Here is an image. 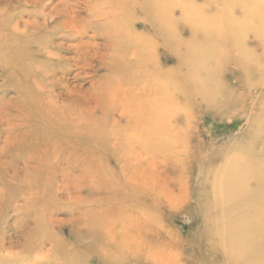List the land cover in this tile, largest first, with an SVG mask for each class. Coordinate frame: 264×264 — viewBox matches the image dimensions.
Returning <instances> with one entry per match:
<instances>
[{
    "label": "rangeland",
    "instance_id": "1",
    "mask_svg": "<svg viewBox=\"0 0 264 264\" xmlns=\"http://www.w3.org/2000/svg\"><path fill=\"white\" fill-rule=\"evenodd\" d=\"M63 1L64 0H0V239H4L6 237L11 238L12 241L7 239L8 242H10V246H12V244L15 246L23 244L24 237L27 235L29 236L28 233L30 229L34 228L37 225L39 219L41 220V218L43 219L44 217L49 218L50 214V217H57L58 219H61V224L54 227L53 236L50 234L49 230L43 231V233L41 232V237L37 236L38 238L46 240L45 248L46 250H48V252L45 251L43 254H48L51 256L53 254L52 241L56 242L60 240L61 246H58L57 243L53 244L57 245V248H59L58 254L60 257L58 256V254L56 256L59 259L62 258V264H68V261L71 262L69 258L72 257L74 258L72 261L75 263H77L79 259L80 264L81 262L82 264H98V259L101 258L100 256L102 255L103 251L106 250L105 241L102 238L96 239L88 235L86 233L87 231H85V228L81 227L79 230V221L75 223L74 226L71 223L74 221L76 222V220L80 219L81 217V219L92 217L95 218V216L97 215H89L88 212L90 208L97 209L96 211H98L102 207H107L109 210L107 221L110 222V225L114 221V223L111 225L113 233L116 227L117 229L118 227H120L119 223H121L122 225L119 230L123 229V227H126L127 229L129 228V230L131 227L133 229L129 231L125 228L123 237L124 239L126 237V243H129V247H127H131V251L129 252L128 249L126 251V258L120 259L119 261H117V263L113 262V264H208L207 257L210 253L208 254L207 251L211 245L216 249L217 253L210 258H217L218 261L216 264H223L221 260L223 254V246L221 245V236L218 234V229H220V227H217L214 220L217 219L218 216L220 217L222 214L221 211H219L218 213L215 212V214L214 212L213 214H209V204L214 203H210L213 200L212 193L210 192H212L213 189L214 178L219 175V173H216V168L221 166L222 163L224 165L227 164L228 161V164L231 163V167L235 170L245 171V173L242 172L243 179L247 177L246 179L249 181H245L246 184H239L237 187H235L238 189V192L241 190H243V192L245 193L251 191L254 192V197H256V195L261 196L264 191V178L262 183H259L257 186L255 185L254 187H251L252 174H255V172L259 170L262 173V177L264 175V117L258 119L254 123L255 126L249 125L247 123V119L249 117L256 118L257 116L264 114V52L260 53L259 48H257V53L259 56L257 59L258 70H252V72L250 73L248 72V70L245 71L243 70V68L239 66L237 67V64L235 63V60L233 58L236 55L235 53H237V51L234 49L232 43L233 41L231 39L232 37H227V35L226 37L224 36L225 33H227L225 29H221V26L224 23V19L223 16L218 12V18H216V33H218V36L220 35L225 38L224 41L220 40L217 45L218 48L222 47V53H224L225 55L223 59H219L216 63L217 73H215L214 76H217V80L215 78L214 79L218 87H220L221 89V91L219 92L222 93V96L224 97V101L217 105L220 112L217 115V112H215L214 114L213 111H208V109H206L202 104L201 97L192 95L189 97V100H185V97H183V95L177 94V96L179 97H176L178 98L177 103H190V105H186L189 109V111L186 113V119H184L183 117H179V115H183L180 112L179 115H177L179 118L176 116L177 123L175 124V127H178L179 130L182 128V132H184V134L179 132V135L176 138L178 139V144L174 148L175 153L170 157V159L162 153V155H160V152H158V150L156 151L152 146H150V148L148 149L146 147L148 144L146 145V143L143 142L145 154L141 153L143 161L142 163L140 162V164H142V167H145V173H149L148 176H150L149 178H151L149 179L151 180V184L141 181L142 186L144 187L140 188V192L134 191L130 186L124 187L126 185H129L126 184V181L128 182L130 172H128L126 176H123L121 173L120 164L117 163L113 156L110 157L108 155L111 153L107 152L108 154H103V152H100L98 150H95V152H93L97 156L90 152L86 153V151L83 150L82 147H87L89 146L88 144H83V142H81L83 144L81 145V143L79 142L77 143L74 141H69V139H66V136L63 133L65 131H57V129H55L57 119L55 120V122H43L44 120L41 119V117L45 114L44 112L40 113L43 108L41 109V106H38L41 103L38 86L41 87L48 81L50 82L52 80V77L54 78L55 76H57V78L61 80L54 88L56 92L55 94L64 93L66 95L69 94L68 96L70 97L75 96L76 94H81L85 96V99L83 101H88L89 103H92V101L97 98L96 95L98 90L100 91L101 87L103 88L109 82L123 80L125 84L123 88H125L131 82V80H133L132 74L121 70L111 73L107 68L109 62L108 54L112 52H107L105 45H108L110 43L108 41L110 39V36L107 32L108 29L103 28L104 26L102 25V22L98 19V22L100 21L98 23L97 19L94 17L98 14L99 8L101 6L100 4L102 3H96L97 0H92L95 4L94 8L97 9H95V11L92 10L91 12L86 6L87 0H67L66 5L68 7L62 4L59 8L60 14H57L56 10L53 14V8L57 6L56 4H59L60 2L62 3ZM216 6H218L219 8L221 7V5L219 4H216ZM66 10H69L68 12L74 16L70 17V15L69 17H67L68 14H65ZM49 12H52L53 16L48 15ZM33 23L35 26L33 25ZM62 24L65 25V27H61ZM31 26L35 27H32V31ZM6 28L9 29L7 30ZM10 29L13 31H11ZM73 29H75L76 31ZM137 29L139 31L142 30V26H137ZM42 31L44 32L42 33ZM14 32H17V34ZM106 33L109 37H106ZM223 37L221 39H223ZM12 38H14L15 40H13ZM87 43L89 44L87 45ZM59 44H63L64 47L61 49L59 47ZM223 44L224 46H226V49H224L225 47L223 46ZM228 45H231V47H228ZM53 46H57V49L54 50ZM51 49L54 50V58L48 56L47 54L48 51L51 52ZM259 53L262 56H260ZM160 54L161 62L165 66H173L175 64L174 59L170 58L169 56L168 58H165L167 56L164 52V49L160 50ZM11 62L14 65H12ZM12 70H14L15 72L17 70V72L15 73ZM182 72H184V70H182ZM179 74L180 72L178 71V75H176L177 77L176 79H174V82L181 81V79L179 81L177 80V78H181V74ZM241 74L243 75L241 76ZM227 75H229L230 78ZM248 76H251V78ZM235 82L238 84H236ZM102 84H104V86ZM225 85L226 88L224 87ZM181 86L183 87V85ZM108 87H110V85H108ZM233 87H236L234 89L235 91H233ZM65 88L68 91H64ZM223 88L225 89L222 90ZM113 89L117 91L114 86ZM187 90L191 92L190 89ZM241 94L243 97L241 96ZM34 97L37 98V100ZM33 104L35 106H33ZM87 104L83 103L82 105L69 106L75 109H88L94 107V105ZM248 105L251 106L249 107ZM183 106L186 107L185 105ZM119 107L123 106L119 105ZM186 111L187 110H185V112ZM29 115L33 116V118L29 119L27 117ZM36 128H38V130H36ZM256 128L258 130H256ZM249 138L251 141L249 140ZM185 139L188 141V143H186L187 141ZM45 141H48V143H45ZM247 141H249V143ZM50 142H52V144H50ZM258 143L260 144V146ZM53 144L55 146H53ZM44 146L47 147L48 150L45 151ZM76 146L80 147L79 151L76 149ZM138 146L140 148V145ZM186 151L188 152V154L186 153ZM152 153L156 154L154 155ZM227 155L228 157H226ZM162 156L166 158L164 159V157ZM234 157L236 158L235 160H233ZM36 159H38V161H36ZM154 159L156 161H160L156 162L154 161ZM241 159L244 160V163H242L243 161ZM107 161H109V163ZM44 162H47L46 165L44 164ZM254 162H258V165ZM150 163L154 164L148 165ZM245 163H249L250 165H242ZM216 164L218 165V167ZM31 166L33 167V169ZM88 166H90V169H88ZM209 167L212 168H210L209 170ZM227 167L228 165L224 166L223 168L226 169ZM47 168L49 171L53 172H49ZM84 168L86 171L84 170ZM34 169L35 171H33ZM40 169H42L44 173ZM215 169L216 171H214ZM158 170L160 172H158ZM208 170L212 172H208ZM46 171L47 173H45ZM85 172H87L88 174L90 173V176ZM183 174L186 176L185 178H183ZM191 174L192 177L190 176ZM44 175L47 176L45 177ZM82 176H84L86 180H89H87L88 184H90V182L92 181V185H95L96 188H98L97 191H94L95 189H92L85 190L84 192L80 193V190L76 189L74 183H76V186H82L83 188H85L88 185L87 183L82 184L78 182V180L82 178ZM92 176L96 180L94 178L92 179ZM103 176L105 177L104 181ZM186 178L188 182L186 181ZM162 180L163 183H161ZM32 181L34 184L32 183ZM185 181L187 182V184L184 183ZM158 182L161 186L158 184ZM28 183L31 185L32 189L30 188V185ZM66 185H70V188ZM42 186H44L45 188ZM146 186L149 187L150 190H145L144 188ZM58 187L59 194L57 198L56 191ZM151 187H153V189ZM181 187H183L185 190L182 191ZM52 188H54L55 190H52ZM232 189H229L228 195H230ZM70 192L72 193L73 197L69 196ZM166 192H170V194L168 193V196H164ZM22 195L25 197V199ZM21 196L23 198H21ZM34 196L36 197V199L34 198ZM76 196H80L82 198L80 199L79 197L76 199ZM104 196L105 198H103ZM43 198L46 201H43ZM56 198L58 199V201ZM32 201L34 203L36 201V204H33ZM155 201L158 202L155 203ZM169 201L171 202V204H169ZM40 202H42L43 205L39 204ZM27 204L30 207H28ZM91 204L94 206H92ZM76 206H79L78 209ZM159 206H161V208ZM229 207L230 210L239 209L234 206V204L230 205ZM55 208L56 210H54ZM101 210L100 212H102ZM84 211H86V214ZM111 211L113 214H111ZM43 212H47L46 216H44L45 214H43ZM235 217L236 216H234V218ZM160 218L161 220H159ZM115 220L119 223L115 222ZM62 221L64 223H62ZM132 225L134 226V228ZM117 229H115L114 233L116 236L112 234L115 237L114 241L116 243H118L121 239V235L118 234L117 231L119 230ZM44 234L45 236H43ZM46 236L48 237V239ZM36 242L38 241L35 239V244H33V247L36 245ZM63 243L64 245H62ZM89 245H91L92 248L91 246L89 247ZM94 245L95 247L93 248ZM138 247L141 252L140 250L134 251ZM112 248L113 251H116L114 250V247ZM112 248H110L111 251ZM68 249L72 251V254L69 255V258L67 260V255L65 254L69 253ZM160 249L166 250H164L162 253ZM22 250L23 247L21 245L17 246V248L13 251L17 253ZM113 251L112 255L115 254V252ZM168 252L170 253V255L168 254ZM173 252L174 254H172ZM153 254L154 256H156L155 258L152 257ZM176 254L177 257L175 256ZM91 255L93 256V258L90 257ZM172 255L175 257H173ZM84 256L88 257H85V259L87 260L84 259ZM89 258H91V260H88ZM152 258L155 261H153ZM19 261L20 260L15 259V261L13 262L5 261L0 264L30 263L29 261L26 263ZM86 261H89V263Z\"/></svg>",
    "mask_w": 264,
    "mask_h": 264
},
{
    "label": "bare ground",
    "instance_id": "2",
    "mask_svg": "<svg viewBox=\"0 0 264 264\" xmlns=\"http://www.w3.org/2000/svg\"><path fill=\"white\" fill-rule=\"evenodd\" d=\"M93 1L87 0V2H86V6L88 7V9L91 12H92V10L95 11V9H97V8H94L95 4L93 3ZM96 3H102V4H100L101 6L99 8L98 14L94 17L97 19V22H98V19L102 22V25L104 26V27L102 26L103 28L108 29V31L107 30L106 31L109 33V36H110V39L108 40L110 43L108 42L109 44L105 45L107 52H112V53L108 54L109 62H108L107 68L109 69V71L111 73H114L118 70H121V71L127 72L129 74H132L133 80H131V82L129 84L127 83L128 86L125 88H123V86L125 85L123 80L122 81L117 80L115 82H109L105 86H104V84H102L104 87L103 88L101 87L102 91L98 90L97 95H96L97 98L92 101V103H93L92 104L91 102L89 103L88 101L87 102L83 101L85 99V96L81 95V94H76L75 96H71V97L68 96L69 94L66 95L64 93L55 94L56 92H55L54 88L58 85V83L61 80H59V78H57V76H55L54 78L52 77V80L50 82L48 81L49 83L47 82L44 85L41 84L42 88L37 85L38 86V92H40V100H41V103L38 106L39 107L41 106V109L43 108V110H41L40 113L44 112V114H45L41 117V119L44 120L43 122H47V121H51V122L54 121L55 122V120L57 119V121H56L57 124L55 123L56 124L55 129H57V131H60V130L65 131L63 133L65 134L66 139H69V141H72V142L74 141L77 143L83 142V144H88L89 146H87V147L81 146L83 148V150L86 151V153H89V152L93 153V152H95V150L103 152V154L104 153H106V154L111 153L108 155L110 157L113 156L115 158V160L117 161V163L120 164V169H121L122 175L126 176L128 174V172H130V176L128 179V182H130V183H128L126 181V184H129V185H126L124 187L130 186V187H132V189L134 191L140 192L139 191L140 188L144 187V186H142L141 181L151 184L150 183L151 180H149L151 178H149L150 176H148L149 173L146 174L145 173L146 172L145 167H142V164H140V162L142 163V161H143L141 153H144V150H145V148L143 147V142L146 143V145L147 144L149 145V146L148 145L146 146L148 149L150 148V146H152L153 148H155L156 151L158 150V152H160V155L164 154L166 157H168L170 159V157L175 153L174 148L178 144V139H176V138L179 135V132L184 134V132H182V128L179 130L178 127H175V124L177 123L176 116L179 115V112H180L183 115H181V116L179 115V117H183L184 119H186L187 118L186 113L189 111V109L186 105H190V103H188V104H186V103L181 104V102H180V104L177 103V99L179 98L177 96V94L183 95V97H185V100L186 99L189 100V97L192 95L197 96V97H201L202 104L205 106L206 109H208V111H211V112L213 111L214 114H215V112H217V115L220 112L217 105H219L220 103H222L224 101V97L222 96V93L219 92V91H221V89H220V87H218V85L215 82V79L217 78V76L216 77H214V76H215V73H217L216 63L218 62L219 59H223V57L225 55L224 53H222V49H221L222 47L218 48L217 45H218V42H220V40L224 41L225 38L223 36H220V35L218 36V33H216V31H217V25H216L217 19L216 18H218V12H219V14H221L223 16V19H224V23L221 26L222 27L221 29H225L227 32V33H225L224 36L226 37V35H227V37L228 36L232 37V38L231 37L230 38L233 41L232 43H233L234 49L237 51V53H235L236 55L233 57L235 60V63L237 64V67L239 66V67L243 68V70H245V71L248 70V72H250V73L252 72V70H255V69L258 70L257 59L259 56L257 53V48H259L260 53L264 52V40H263L264 39V15H263L264 0H201V1H199V0H102V2H101V0H97ZM62 4L66 5L67 0H64L62 3L60 2L59 4H56L57 6L53 8V14H54L55 10H56L57 14L60 12L59 8L61 7ZM216 4L221 5V7L219 8L218 6H216ZM68 11L69 10H66V12H65V14H68L67 17H69L70 15H71L70 17L74 16V15L70 14ZM53 14H52V12L48 13V15H50V16H53ZM49 21H50V19H49ZM92 24H94V23H92ZM33 25H34V23H33ZM139 25L142 26V30H140V31L137 29V26H139ZM29 27H30V25H29ZM32 27L33 26H31V31H32ZM61 27H65V25L62 24ZM33 28H35V27H33ZM73 30H75V29H73ZM11 31H13V30H11ZM43 32L44 31H42V33ZM0 33H1V31H0ZM14 33L17 34V32H14ZM215 34H216V36H215ZM20 35H22V34H20ZM105 35H106V37H109L107 33ZM22 36H24V35H22ZM222 37H223V39H221ZM12 39L15 40L14 38H12ZM226 40H227V38H226ZM226 40H225V42H226ZM88 44L89 43H87V45ZM0 46H1V43H0ZM223 46H224V44H223ZM229 46L231 47V45H228V47ZM53 47H54V50L57 49V46H53ZM59 47L62 49L64 46H63V44H59ZM224 47H225L224 49H226V46H224ZM161 49H164V52L166 53L167 57H165V58H168V56H169L170 58L175 60V64L173 66H169V65L165 66L161 62V54H160ZM54 50L51 49V52L48 51V53H47L48 56L54 58V52H53ZM260 56H262V55L260 54ZM11 64L14 65L12 62H11ZM4 66H5V64H4ZM182 70H184V72H182ZM12 71H14V70H12ZM178 71L181 74V75L179 74L181 76V78L179 77V79L177 78V80L179 81L181 79V81L180 82H174L175 81L174 79H176V77H177L176 75H178ZM16 72H17V70H16ZM234 72H235V69H234ZM237 73H238V71H237ZM242 75L243 74H241V76ZM247 75H248V73H247ZM9 76H10V74H9ZM227 76H229V75H227ZM245 76H246V74H245ZM259 76H261V75H259ZM218 77H220V76H218ZM248 77L251 78V76H248ZM229 78H230V76H229ZM250 78H249V80H250ZM238 82H240V81H238ZM223 84H225V83H223ZM236 84H238V83H236ZM108 85H110V87H108ZM181 85H183L184 88ZM113 86L115 89H117V91H115L113 89ZM224 87L226 88V85ZM225 88H223L222 90H224ZM235 88L233 87V91H235L234 90ZM58 89H59V87H58ZM187 89H190L191 92L188 91ZM239 89H242V88H239ZM64 91H68V90H66V88H65ZM255 91H257V90H255ZM32 93H33V91H32ZM241 96H242V94H241ZM176 97H178V98H176ZM32 98H33V96H32ZM35 99L37 100V98H35ZM36 100H35V102H36ZM83 103H86V104L88 103L87 105H94V107L88 108V109H80V108L75 109V108L69 106V105H82ZM119 103H121V104H119ZM237 103H235V104H237ZM247 103H248V100H247ZM255 104H256V102H255ZM119 105H122L123 107H119ZM176 105H181V106H176ZM183 105H185L186 107H184ZM33 106H35V105L33 104ZM248 106H247V108H248ZM236 107H239V106H236ZM36 110H37V107H36ZM185 110H187V111L185 112ZM242 113H243V111H242ZM199 114H201V113H199ZM223 114H226V113H223ZM27 117L29 119L33 118V116H31V115H29ZM261 117H264V114L257 116L256 118L249 117L247 119V123L249 125H254V123L258 119H260ZM219 118H221V117H219ZM245 125H246V123H245ZM192 128H194V127H192ZM36 130H38V128H36ZM250 130H251V128H250ZM254 130H255V127H254ZM256 130H258V129L256 128ZM22 136H23V133H22ZM191 136H193V135H191ZM191 136H190V138H191ZM252 136H254V135H252ZM20 140H21V138H20ZM249 140H250V138H249ZM247 142L249 143V141H247ZM45 143H48V141H45ZM186 143H188V141ZM50 144H52V142H50ZM83 144L81 143V145H83ZM138 145H140V148ZM45 146H44V148L46 151V150H48V148ZM53 146H55V145L53 144ZM259 146H260V144H259ZM37 147H38V145H37ZM178 147H179V145H178ZM59 149H60V147H59ZM76 149L79 151L80 147L76 146ZM56 152H57V147H56ZM55 153H53V154H55ZM186 153L188 154L187 151H186ZM191 153H192V151H191ZM74 154H75V152H74ZM152 154H154V153H152ZM94 155L97 156L96 154H94ZM177 155H179V154H177ZM162 157H164V156H162ZM166 157H164V159ZM226 157H228V155ZM235 157L233 158V160H235L237 158V157L236 158ZM52 158H54V157H52ZM183 158H182V160H183ZM190 159H192V158H190ZM105 160H106V156H105ZM161 160H163V159H161ZM36 161H38V159H36ZM154 161H156V160L154 159ZM159 161H156V162H159ZM242 161H243L242 163H244V160H242ZM39 162H40V160H39ZM75 162H77V161H75ZM107 162L109 163V161H107ZM225 162H226V160H225ZM228 162L225 165L222 163V165L219 167L216 164L218 167V168H216L217 169L216 173L217 174L219 173V175L218 176L215 175L216 177L214 176L215 178L213 181V189H212V192H210V193H212L213 200L211 202L209 201L210 203H212V202H214V203L209 204V207H208V210H210L209 214H211V213L213 214V212L215 214V212L218 213L219 211H221V214H222L220 217L218 216L217 219H214L217 227L218 228L220 227V229H218L219 230L218 234L221 236V245L223 246V249H222L223 254H222V259H221L222 263L223 264H264V191L261 194V196L256 195V197H254V192H251V191L248 193L243 192V190L238 192V189L235 187H237L239 184H246L245 181H247V182H249V181L246 179L247 177L245 179H243L242 172L245 173V171L235 170L234 168L231 167V163L228 164ZM258 162H256V163L254 162V163L257 164ZM46 163L44 162L45 165H46ZM49 163H50V161H49ZM91 164H92V162H91ZM153 164L150 163L148 165H153ZM245 164H242V165H244V166L250 165L249 163H248L249 165L247 163H245ZM41 165H42V163H41ZM226 165H228V167L226 169H224L223 167ZM109 166H110V164H109ZM88 167H89L88 169H90V166H88ZM250 167H252V166H250ZM45 168H46V166H45ZM186 168H187V166H186ZM204 168H205V166H204ZM210 168H212V167H209V170H210ZM32 169H33V167H32ZM80 169H82V168H80ZM158 169H159V167H158ZM216 169L214 171H216ZM40 170H42V169H40ZM47 170H48V168H47ZM84 170H85V168H84ZM209 170H208V172H212ZM33 171H35V169ZM93 171H95V170H93ZM96 171H97V169H96ZM42 172H43V170H42ZM42 172H40V173H42ZM49 172H51V171H49ZM158 172H160V171L158 170ZM203 172H204V170H203ZM45 173H47V171ZM85 173H87V172H85ZM261 174L262 173L259 170H257L255 172V174H252V176H251V179H252L251 187H254L255 185L257 186L259 183H262L264 175L262 177ZM49 175H50V173H49ZM91 175H92V173H91ZM89 176H88V178H89ZM190 176L192 177V174ZM83 177L84 176H82V178H80L78 180V182L82 183V184H84V183L86 184L88 179L86 180V178L85 177L83 178ZM181 177H183V176H181ZM185 177L186 176L184 175L183 178H185ZM55 178H56V176H55ZM93 178L94 177L92 176V179ZM104 178L105 177L103 176V181H104ZM114 178H115V176H114ZM75 179H76V177H75ZM120 179H122V178H120ZM186 181H187V178H186ZM186 181L184 183L187 184L188 181L187 182ZM241 181H243V182H241ZM140 182H141V184H140ZM236 182H238V183H236ZM32 183H33V181H32ZM64 183H65V181H64ZM161 183H163V180ZM68 184H69V181H68ZM74 184H75L76 189L80 190V193L84 192L85 190H92V189L94 190L95 189L94 191H97V189H98V188H96L95 185L94 186L92 185V181L90 182L91 185L87 183L88 185L85 188H83L82 186L81 187L76 186V183H74ZM121 184H122V182H121ZM158 184H159V182H158ZM66 186H68L70 188V185H66ZM119 186H121V185H119ZM154 186H156V185H154ZM183 186H184V184H183ZM262 186H263V184H262ZM42 187H44V186H42ZM30 188H31V185H30ZM44 188H42V189H44ZM151 188L153 189V187H151ZM53 189L54 188H52V190ZM144 189L150 190V188L147 186ZM161 189H162V187H161ZM181 189H182V191L185 190L183 187H181ZM186 189H187V187H186ZM229 189H232V191L230 192V195H228ZM170 192H171V190H170ZM170 192H168V193L170 194ZM168 193L166 192V194L164 196H166V195L168 196ZM58 194H59V187L56 191V195H57L56 197L57 198H58ZM69 194H70L69 195L70 197H73L71 192ZM182 195H183V193H182ZM22 196H21V198L24 197V196L23 197ZM79 197L76 196L75 198L77 199ZM34 198L36 199L35 196H34ZM81 198L82 197H80V199ZM97 198H99V197H97ZM103 198H105V196ZM168 198H170V197H168ZM24 199H25V197H24ZM80 199H78V200H80ZM44 200L45 199L43 198V201ZM188 200H189V198H188ZM57 201H58V199H57ZM88 201H90V200H88ZM42 202H40L39 204L43 205ZM157 202L158 201H155V203H157ZM179 202H182V201H179ZM146 203H148V202H146ZM33 204H36V201H35V203L33 202ZM77 204H75V205H77ZM169 204H171V202ZM232 204H234V206H236L239 209H231L230 210L229 206ZM37 206H38V204H37ZM55 206H56V204H55ZM92 206H94V205H92ZM102 206H103V204H102ZM28 207H30V206L28 205ZM52 207H54V206H52ZM78 207H77V209H78ZM159 207L161 208V206H159ZM56 208H58V207H56ZM56 208L54 210H56ZM74 208H75V206H74ZM154 208H156V207H154ZM86 209H88V208H86ZM101 209L96 211L97 209H91L90 208L88 213L91 216L97 215V216H95V218L92 217V218H87V219H81L82 218L81 217L80 219L76 220V222L74 221L71 224L74 226V224L79 221L78 222L80 225L79 230L81 227L85 228V231H87L86 233L88 235H90L96 239L102 238L105 241L106 250L103 251L102 255L100 256L101 258L98 259V264H108V263L113 264V262L117 263V261H119L120 259L126 258V253H127L126 251L128 249H129V252L131 251V249H130L131 247L128 248L129 243H126L127 242L126 237H125L126 240L123 238L124 233H125L124 231H125L126 227L125 228L123 227V229L119 230V228H121L122 225H121V223H119L115 220V222L119 223V225H120V227H118V229L115 225V227H116L115 229L119 230L117 232L119 235H121L120 241L118 243H116L114 241L115 240V237H114L115 229L113 228L114 229V233H113L112 226H111L114 223V221L112 220L113 223L111 221L112 224L110 225V222L107 221L108 220V214H109L108 208L102 207ZM100 210L102 212H100ZM84 212L86 214V211H84ZM84 212H82V213H84ZM46 213L47 212H43V214H45L44 216H46ZM154 213H156V212H154ZM111 214H113L112 211H111ZM234 216H236V217L234 218ZM39 217H40V215H39ZM211 217H213V216H211ZM159 220H161V218ZM62 223H64V222L62 221ZM155 223H156V220H155ZM60 224H61V219H58L57 217L56 218L50 217V214H49V218L44 217L43 219L41 218V220L39 219V221L37 222V225L34 228L30 229V231L28 233L29 236L27 235L24 237L23 244L17 245V246L22 245V247H23V250L20 252H17V253H15L13 251L17 248V246H15L13 244H12V246H10V242H8V240H7V239H9L10 241H12L11 238L6 237L4 239H0V263H3L5 261L13 262L16 259V260H20V261L25 262V263L29 261L30 262L29 264H51V263L52 264H62V261H61L62 258L59 259L56 256L59 252V248H57V245L53 244V243H55V244L57 243L58 246H61V241L60 240L56 241V242L52 241L53 254L50 256L48 254H46V255L43 254L45 251L48 252V250H46V248H45L46 247V240L37 237V236L41 237V235H42L41 232L43 233V231H47V230H49L50 234L53 236L54 235V227H56L57 225H60ZM165 226H166V224H165ZM73 228H76V227H73ZM133 228H134V226H133ZM209 228H211V227H209ZM131 229H132V227L130 228V230ZM126 230H129V228L128 229L126 228ZM134 232H137V231H134ZM150 232H152V231H150ZM4 233H5V231H4ZM112 234H114V235H112ZM130 235H132V234H130ZM43 236H45V234ZM136 236H133V237H136ZM181 237H183V236H181ZM35 239L38 242H36V245L33 247V244H35ZM47 239H48V237H47ZM142 241H143V239H142ZM102 244H104V243H102ZM62 245H64V243ZM90 246L91 245H89V247ZM78 247H80V246H78ZM94 247H95V245L93 246V248ZM112 247H114V250H116V251H113ZM163 247H165V246H163ZM91 248H92V246H91ZM110 248H112V251L115 252V254L113 253L114 255H112V251L110 250ZM156 248H157V246H156ZM68 250H69V253L65 254V255H67V260L69 258V255L72 254L71 253L72 251L70 249H68ZM136 250L139 251L140 250L139 247L136 248L134 251H136ZM164 250H166V249H164ZM164 250H161L162 253ZM140 252H141V250H140ZM30 253H32V254H30ZM207 253L208 254L210 253L207 257L208 264H216L218 259L217 258L216 259L210 258L211 256L213 257L217 253L216 249L211 245L209 247ZM87 254H89V253H87ZM97 254H98V252H97ZM168 254L170 255L169 252H168ZM172 254H174V252ZM177 254L175 255L176 257H177ZM78 255H79V252H78ZM58 256H59V254H58ZM175 256H173V257H175ZM85 257L86 256H84V259H85ZM90 257L93 258L92 255ZM152 257L155 258L156 256H154V254H153ZM86 258H88V257H86ZM153 258H152V260L155 261ZM164 258H166V257H164ZM28 259H30V260H28ZM69 259L71 262L68 261V264H80L79 259H78L77 263L72 261L74 259L73 257L69 258ZM85 260H87V259H85ZM88 260H91V258H89ZM171 260H172V258H171ZM173 260H175V259H173ZM63 262H64V260H63ZM86 262L89 263V261H86ZM169 262H170V260H169ZM169 262H167V263H169ZM81 264H82V262H81Z\"/></svg>",
    "mask_w": 264,
    "mask_h": 264
}]
</instances>
